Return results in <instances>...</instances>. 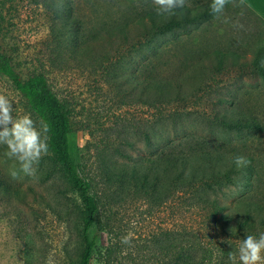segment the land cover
Listing matches in <instances>:
<instances>
[{
  "label": "rangeland",
  "instance_id": "obj_1",
  "mask_svg": "<svg viewBox=\"0 0 264 264\" xmlns=\"http://www.w3.org/2000/svg\"><path fill=\"white\" fill-rule=\"evenodd\" d=\"M191 1L194 3L189 6L194 8L207 0ZM0 26L2 51L12 59L21 78L44 74L70 111L78 161L91 182L92 193L99 198L100 216L90 230L98 237L94 264H104L106 248L124 237L130 243H125L123 252L132 254L126 264H144L146 251L141 254L138 247L149 246L153 238L176 225L177 218L161 204L164 193L153 191L154 166L150 186L140 185L149 165L144 159L152 157L159 162L167 140L195 134L218 143L243 145L264 160V83L245 74L240 68L242 59L233 65L235 61L226 57L220 63L217 54L236 52L250 60L258 48L249 51V47L260 42L258 47L264 53V25L243 5L233 2L219 18L216 15L159 39L158 43H167L172 49L177 40L178 49L192 59L195 75L194 83L183 88L186 100L174 109L161 110L162 114L145 106L147 93L136 77L146 75L139 55H125L115 68L106 70L74 58L67 50L55 49L50 44V2L0 0ZM184 42H189V48L182 47ZM149 52L151 48L146 50V59ZM58 53L61 64L55 57ZM0 94L12 102L14 116L30 114L39 126L25 101L2 76ZM227 102L239 104L262 130L239 133L213 125V112L225 110ZM171 111L180 112V117H168ZM147 134L153 146H148ZM4 151L0 148V264H77L85 210L67 175L48 152L36 166V178L21 174L13 180L9 175L13 161L3 156ZM1 181L11 187H30L34 195L21 203ZM246 195L233 189L225 190L221 198L229 202Z\"/></svg>",
  "mask_w": 264,
  "mask_h": 264
},
{
  "label": "trees",
  "instance_id": "obj_2",
  "mask_svg": "<svg viewBox=\"0 0 264 264\" xmlns=\"http://www.w3.org/2000/svg\"><path fill=\"white\" fill-rule=\"evenodd\" d=\"M46 1L50 2V44H54L55 49L67 50L74 58H83L91 66L99 65L106 70L115 68L125 55H139L144 62L141 71L146 75L136 77L147 93L145 106L162 114L161 110L174 109L186 100L183 88L195 81L194 63L178 49L177 40L173 41V49L168 48L167 43L158 42L164 36L185 31L216 16L209 7L211 0L194 8L189 6L194 1L187 0L186 6L170 18L158 16L151 0ZM233 2L257 17L240 0H231L226 7ZM2 29L0 26V42ZM188 43L184 42L182 47L189 48ZM260 43L249 47V51L258 48L250 60L236 52H217L219 62L229 57L235 65L242 59L240 68L245 74L260 78L264 83V53L258 47ZM148 48L151 52L146 59ZM58 54L55 57L61 64ZM0 76L11 83L38 122L48 124L49 153L67 175L85 210L80 230L82 250L77 264H94L98 237L91 235L90 230L100 216L99 198L92 193L91 182L78 161L70 111L44 74L33 73L21 78L1 44ZM224 109L213 112L210 118L216 127L239 133L262 130L253 116L239 109V104L229 102ZM179 114L171 111L168 117L177 119ZM146 140L148 146H153L149 134ZM237 155L247 158L246 167H236L233 159ZM125 158L132 161L130 156ZM159 159V162L152 157L144 159L149 165L141 175L140 185L142 188L150 186V174L155 167L153 191L164 193L161 204L167 205L169 215L177 218V223L161 237L153 238L149 246L138 247L143 251L141 254L146 251L144 264H230L228 253L237 249L241 239L264 232V160L259 154L248 152L243 145L223 144L188 134L178 140H167ZM135 174L136 170L131 173L132 177ZM4 185L21 203H26L30 194L34 195L30 187H11L7 182ZM233 189L247 195L239 200L223 201L224 191ZM125 245L114 242L108 246L104 264H126L132 254L123 252Z\"/></svg>",
  "mask_w": 264,
  "mask_h": 264
},
{
  "label": "clouds",
  "instance_id": "obj_3",
  "mask_svg": "<svg viewBox=\"0 0 264 264\" xmlns=\"http://www.w3.org/2000/svg\"><path fill=\"white\" fill-rule=\"evenodd\" d=\"M230 2L211 0L209 7L219 18ZM151 3L158 16L170 18L186 6L187 0H151ZM13 112L12 102L6 95L0 94V148L5 149L3 156L13 161L9 175L13 180L20 178L21 174L36 178V166L49 152V126L44 121L37 126L30 114L14 116ZM233 162L237 168L246 167L249 163L242 155L235 156ZM122 243L130 241L124 237ZM228 260L230 264H264V232L246 235L240 240L237 249L228 253Z\"/></svg>",
  "mask_w": 264,
  "mask_h": 264
},
{
  "label": "crops",
  "instance_id": "obj_4",
  "mask_svg": "<svg viewBox=\"0 0 264 264\" xmlns=\"http://www.w3.org/2000/svg\"><path fill=\"white\" fill-rule=\"evenodd\" d=\"M247 6L262 22H264V0H240Z\"/></svg>",
  "mask_w": 264,
  "mask_h": 264
}]
</instances>
